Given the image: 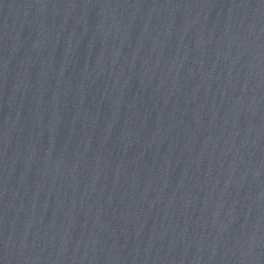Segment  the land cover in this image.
<instances>
[{
    "label": "water",
    "instance_id": "water-1",
    "mask_svg": "<svg viewBox=\"0 0 264 264\" xmlns=\"http://www.w3.org/2000/svg\"><path fill=\"white\" fill-rule=\"evenodd\" d=\"M0 264H264V0H0Z\"/></svg>",
    "mask_w": 264,
    "mask_h": 264
}]
</instances>
